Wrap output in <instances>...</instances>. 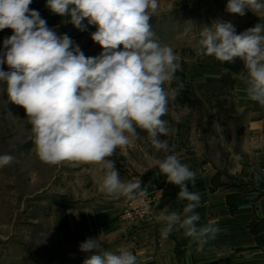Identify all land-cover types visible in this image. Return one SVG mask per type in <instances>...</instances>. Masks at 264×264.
Segmentation results:
<instances>
[{
  "label": "clouds",
  "instance_id": "1",
  "mask_svg": "<svg viewBox=\"0 0 264 264\" xmlns=\"http://www.w3.org/2000/svg\"><path fill=\"white\" fill-rule=\"evenodd\" d=\"M32 2L0 0V30L13 32L0 50V93L6 91L12 103L25 109L39 159L50 165L102 164L107 195L142 196L141 180L123 181L109 158L127 146L130 137H140L137 129L145 130V141L162 154L157 159L160 172L179 187L177 199L187 201L183 217L175 211L163 217L161 235L166 239L178 225L203 247L220 229L197 226L201 194L189 190L196 173L170 154L167 139L161 138L171 131L161 117L183 84L175 76L181 69L179 55L161 44L150 24L158 0H46L53 14L67 16L78 30L95 26L91 39L102 49L95 57H86L67 34L51 29L39 11L29 7ZM246 10L258 16L264 12V0H228L226 5L230 14L244 16ZM198 46V55L221 63L239 58L247 96L264 106V25L237 34L232 22L216 20L203 26ZM174 81L177 86L172 88ZM14 161L11 154H2L0 168ZM79 250L86 254L83 264H137L129 250H106L100 235L81 242Z\"/></svg>",
  "mask_w": 264,
  "mask_h": 264
},
{
  "label": "rangeland",
  "instance_id": "2",
  "mask_svg": "<svg viewBox=\"0 0 264 264\" xmlns=\"http://www.w3.org/2000/svg\"><path fill=\"white\" fill-rule=\"evenodd\" d=\"M227 3L228 0H158L157 14L150 19L161 44L171 46L180 57L181 69L175 76L183 88L174 100H169V111L161 117L171 129L167 137H161L167 139L170 154L182 156L200 147L221 159L247 153L245 115L251 100L241 79L243 62L236 58L234 63H221L214 57L197 54L200 31L216 20L232 22L237 34L258 23L264 25V12L258 16L250 10L244 16L230 14ZM61 28L74 34L75 43L86 57H95L102 51L91 39L95 26L80 31L65 22ZM3 68L8 70L6 64ZM203 69L205 77H197ZM176 86L174 81L171 87ZM31 127L25 109L12 103L6 91L0 93V155L15 157L13 164L0 168V264H83L86 254L79 250V244L99 235L104 248L113 251L108 243L115 230L106 226L107 215L87 218L89 227H93L88 233L84 229L81 234L77 232L81 220L71 225L81 211H90L93 203L119 197L102 190L104 166L72 161L44 163L37 155ZM137 132L139 138L130 137L131 142L109 158L126 180L133 173L143 174L149 166L158 167L157 159L162 158L145 141L146 131ZM164 187L168 193V186ZM119 219L129 227L122 213ZM136 224L139 223L131 225Z\"/></svg>",
  "mask_w": 264,
  "mask_h": 264
},
{
  "label": "crops",
  "instance_id": "3",
  "mask_svg": "<svg viewBox=\"0 0 264 264\" xmlns=\"http://www.w3.org/2000/svg\"><path fill=\"white\" fill-rule=\"evenodd\" d=\"M29 7L39 11L58 35L67 34L76 39L70 31L61 28L69 18L53 14L46 7V0H33ZM12 34L11 29L0 30L2 48L3 40ZM196 76L205 77V70L197 72ZM245 116L249 135L244 148L247 153L221 159L206 154L208 150L200 147L177 156L196 173L195 185L190 183L189 190L201 194V205L195 210L200 216L197 226L212 224L220 229L203 247L187 237L178 225L166 239L162 237L163 217L172 211L183 217L187 201L177 199L179 187L168 183L156 166H149L143 174L133 173L130 179L126 180L124 175L121 178L134 181L138 177L144 192L168 186V199L156 207L150 220L129 227L122 223L119 216L130 198L122 196L118 199L119 196L93 203L91 210L81 211L71 225L76 226L77 220H81L76 226L77 232L81 234L84 229L83 232L88 233L93 227H89L87 218L107 215L106 226L115 230L110 234L113 239L108 243L110 249L131 251L137 256V264H264V140H261L264 106L249 101ZM82 218L86 219L85 223Z\"/></svg>",
  "mask_w": 264,
  "mask_h": 264
},
{
  "label": "built area",
  "instance_id": "4",
  "mask_svg": "<svg viewBox=\"0 0 264 264\" xmlns=\"http://www.w3.org/2000/svg\"><path fill=\"white\" fill-rule=\"evenodd\" d=\"M168 199L165 187H156L144 192V195H136L130 198L124 210L122 218L129 225L141 223L151 219L154 209Z\"/></svg>",
  "mask_w": 264,
  "mask_h": 264
}]
</instances>
